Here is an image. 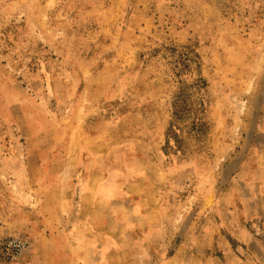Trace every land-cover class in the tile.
Here are the masks:
<instances>
[{
    "label": "rangeland",
    "instance_id": "374dc122",
    "mask_svg": "<svg viewBox=\"0 0 264 264\" xmlns=\"http://www.w3.org/2000/svg\"><path fill=\"white\" fill-rule=\"evenodd\" d=\"M164 46L206 84L207 130L186 119L180 150L174 75L194 62ZM45 193L72 224L38 214ZM9 234L30 252L0 264H264V0H0Z\"/></svg>",
    "mask_w": 264,
    "mask_h": 264
},
{
    "label": "trees",
    "instance_id": "16d2710c",
    "mask_svg": "<svg viewBox=\"0 0 264 264\" xmlns=\"http://www.w3.org/2000/svg\"><path fill=\"white\" fill-rule=\"evenodd\" d=\"M164 53L160 55L162 59L168 57L180 55V58L186 62L187 67L191 66V62H194V66H191V70L178 72L174 75L177 79L176 90L173 95L172 102V117L170 126L165 136V149L173 147L176 150H180L185 144L182 128L186 119H191L189 126L192 132H195V137L198 140L207 130L208 123L205 120L206 103L204 98L205 81L200 74V66L198 61H194V57L197 55L185 48L178 50L174 47H163ZM193 67V69H192ZM197 73V74H196ZM185 76H189V79ZM192 80V81H191ZM117 102L115 105H118ZM121 104H125L121 103ZM120 113L125 112V109L120 108Z\"/></svg>",
    "mask_w": 264,
    "mask_h": 264
},
{
    "label": "built area",
    "instance_id": "2783aa9c",
    "mask_svg": "<svg viewBox=\"0 0 264 264\" xmlns=\"http://www.w3.org/2000/svg\"><path fill=\"white\" fill-rule=\"evenodd\" d=\"M30 248L28 238L21 234H9L0 242V258L7 263H18L29 255Z\"/></svg>",
    "mask_w": 264,
    "mask_h": 264
},
{
    "label": "crops",
    "instance_id": "0c3cea01",
    "mask_svg": "<svg viewBox=\"0 0 264 264\" xmlns=\"http://www.w3.org/2000/svg\"><path fill=\"white\" fill-rule=\"evenodd\" d=\"M42 195V196H40ZM50 198V195L45 193V194H39L36 196V199H39L40 205H39V215L42 214H51L54 215L55 212L60 213L63 215V218H69L70 215H72V210L71 208L68 206V203L66 200H61V197H55L57 201H53L52 199H48ZM49 200H51L49 202ZM53 204V208L50 207V205ZM55 216L52 217V220L54 219ZM71 218H69V221L67 222V224H72L71 223ZM48 229V228H47ZM46 229V230H47Z\"/></svg>",
    "mask_w": 264,
    "mask_h": 264
}]
</instances>
